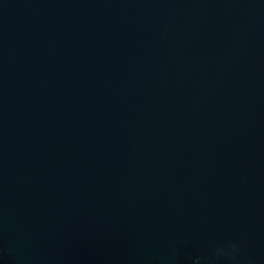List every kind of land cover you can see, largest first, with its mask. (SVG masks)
I'll return each instance as SVG.
<instances>
[{
    "label": "water",
    "instance_id": "95a60500",
    "mask_svg": "<svg viewBox=\"0 0 264 264\" xmlns=\"http://www.w3.org/2000/svg\"><path fill=\"white\" fill-rule=\"evenodd\" d=\"M0 264H264V0H0Z\"/></svg>",
    "mask_w": 264,
    "mask_h": 264
}]
</instances>
